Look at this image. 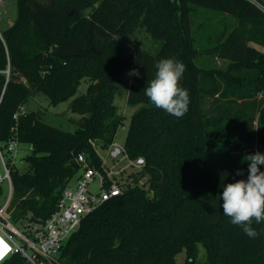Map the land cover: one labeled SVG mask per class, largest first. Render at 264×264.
Segmentation results:
<instances>
[{
    "label": "trees",
    "instance_id": "16d2710c",
    "mask_svg": "<svg viewBox=\"0 0 264 264\" xmlns=\"http://www.w3.org/2000/svg\"><path fill=\"white\" fill-rule=\"evenodd\" d=\"M15 3V21L0 30V146L16 126L31 149L25 169L11 165L12 220H45L56 209L80 170L78 154L97 157L96 146L116 138L125 121L116 97L126 93L137 109L124 143L132 157L146 158L155 193L136 187L88 214L63 248L64 264H175L183 248L187 263L196 264L199 245L206 249L202 264H264V223L254 221L260 235L249 238L223 214L219 199L224 185L247 178L243 157L264 153V9L252 0ZM199 15L220 16L228 27L198 46ZM141 31L161 43L155 52L134 38ZM204 55L227 64L208 65ZM163 58L186 66L180 86L190 104L179 119L144 93ZM133 69L140 77L125 78ZM84 78L87 90L75 96ZM39 93L50 104L75 96L69 108L82 116L79 128L60 129L27 109ZM3 264L27 263L16 254Z\"/></svg>",
    "mask_w": 264,
    "mask_h": 264
},
{
    "label": "built area",
    "instance_id": "2783aa9c",
    "mask_svg": "<svg viewBox=\"0 0 264 264\" xmlns=\"http://www.w3.org/2000/svg\"><path fill=\"white\" fill-rule=\"evenodd\" d=\"M252 1L264 9L257 0ZM0 3L6 4V1L0 0ZM20 110L23 112L24 107ZM12 130L14 135L7 146H0V159L4 168V171L0 170V195L5 182L9 187L0 206V251L5 250L0 257V264L16 254L27 264H64L61 259L63 248L88 214L110 199L136 187L150 195L155 193L146 158L132 157L125 143L115 138L105 148L96 146L97 157L87 158L84 153L78 154L81 166L77 177L66 186L56 209L45 220L25 217L15 223L8 213L13 194L11 165L17 161L21 142L17 127L14 126Z\"/></svg>",
    "mask_w": 264,
    "mask_h": 264
},
{
    "label": "clouds",
    "instance_id": "9594fccd",
    "mask_svg": "<svg viewBox=\"0 0 264 264\" xmlns=\"http://www.w3.org/2000/svg\"><path fill=\"white\" fill-rule=\"evenodd\" d=\"M119 38L114 36L113 40ZM155 68V77L144 88L145 95L156 108L177 119L182 118L190 104L188 90L180 86L185 64L175 58H163L156 62ZM128 75L139 78L140 72L133 69ZM244 162H248L247 178L224 185L219 199L223 201V214L231 218V223L240 226L249 238L255 239L260 232L252 226L253 222L264 223V171L260 168L264 165V154L259 151L247 154L241 161L242 164ZM236 175L242 176L243 171L238 169Z\"/></svg>",
    "mask_w": 264,
    "mask_h": 264
},
{
    "label": "rangeland",
    "instance_id": "374dc122",
    "mask_svg": "<svg viewBox=\"0 0 264 264\" xmlns=\"http://www.w3.org/2000/svg\"><path fill=\"white\" fill-rule=\"evenodd\" d=\"M5 1L6 4L0 3V30H4L10 24H12L15 21L17 15V7L15 1L14 3L12 2V0ZM205 11L207 10L201 8V13H204ZM218 13L221 14V17H223L222 12ZM218 18H220V16H217L215 21L213 19H208L206 16L199 15V17L195 19L193 27L196 28L195 36L196 38H198V46H203L208 36L210 34H213L216 30L225 29L226 27H228L229 23L227 22V20L222 19L218 21ZM134 38L142 40L143 46L149 49L151 52H155L161 44L160 42H154L151 36L145 31L139 32L137 35L134 36ZM202 61L203 63L205 62L208 65H217L216 67H224L227 64L226 60L222 58H215L212 55H204ZM125 74V78H127L129 76L128 71ZM88 84L89 80L87 78L82 79L75 96L85 93ZM74 97L65 99L56 104H50L49 98L45 94L39 93L29 98L26 103V107L31 111H37L44 122L60 129L73 132L79 128V120L82 117L79 113L72 112L69 108L70 102ZM116 104L119 107V112L125 116L124 124L119 128L117 132L116 140L120 143H124L126 140L131 116L133 112L137 109V106H130L129 104H127L126 93L124 95L116 97ZM101 151L104 152V150ZM28 152V144L21 143L20 151L18 153V156H16V165H18V167L21 169H25L27 167V164L23 158ZM0 170L4 171L1 159ZM8 189V184L7 182H5L2 185L0 195V206L5 200V197L8 193ZM186 257V250L185 248H183L182 250L177 252L175 256V264H191L187 263ZM197 258L198 259L196 261V264H202L206 258V249L202 245L198 246Z\"/></svg>",
    "mask_w": 264,
    "mask_h": 264
},
{
    "label": "snow or ice",
    "instance_id": "6c2138e0",
    "mask_svg": "<svg viewBox=\"0 0 264 264\" xmlns=\"http://www.w3.org/2000/svg\"><path fill=\"white\" fill-rule=\"evenodd\" d=\"M0 244H2V242H0ZM4 247L6 248L7 246L6 245H4ZM3 251H0V257H2L3 256Z\"/></svg>",
    "mask_w": 264,
    "mask_h": 264
},
{
    "label": "crops",
    "instance_id": "0c3cea01",
    "mask_svg": "<svg viewBox=\"0 0 264 264\" xmlns=\"http://www.w3.org/2000/svg\"><path fill=\"white\" fill-rule=\"evenodd\" d=\"M27 108V107H26ZM28 147H29V150L31 149V145H28Z\"/></svg>",
    "mask_w": 264,
    "mask_h": 264
},
{
    "label": "bare ground",
    "instance_id": "6f19581e",
    "mask_svg": "<svg viewBox=\"0 0 264 264\" xmlns=\"http://www.w3.org/2000/svg\"><path fill=\"white\" fill-rule=\"evenodd\" d=\"M1 251H5V250L3 249V250H1Z\"/></svg>",
    "mask_w": 264,
    "mask_h": 264
},
{
    "label": "water",
    "instance_id": "95a60500",
    "mask_svg": "<svg viewBox=\"0 0 264 264\" xmlns=\"http://www.w3.org/2000/svg\"><path fill=\"white\" fill-rule=\"evenodd\" d=\"M178 1H180V0H178Z\"/></svg>",
    "mask_w": 264,
    "mask_h": 264
}]
</instances>
